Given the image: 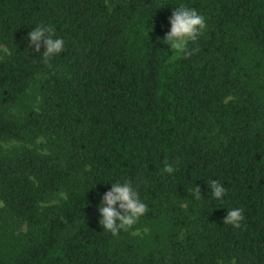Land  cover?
I'll return each instance as SVG.
<instances>
[{
  "label": "trees",
  "instance_id": "trees-1",
  "mask_svg": "<svg viewBox=\"0 0 264 264\" xmlns=\"http://www.w3.org/2000/svg\"><path fill=\"white\" fill-rule=\"evenodd\" d=\"M181 5L190 55L163 41ZM0 47V264H264V0H0ZM125 181L147 212L114 237Z\"/></svg>",
  "mask_w": 264,
  "mask_h": 264
},
{
  "label": "clouds",
  "instance_id": "clouds-1",
  "mask_svg": "<svg viewBox=\"0 0 264 264\" xmlns=\"http://www.w3.org/2000/svg\"><path fill=\"white\" fill-rule=\"evenodd\" d=\"M171 29L166 33L163 41L168 45L172 53H183L190 55L187 46L195 41L206 28V22L202 15L195 9L181 5L176 8L170 17ZM54 29L50 26H37L29 32L27 39L30 41L29 48H34L36 53L41 50L43 43V61L49 67V61L63 51L64 41L62 38H53ZM175 58V57H173ZM164 171L171 173L173 168L166 166ZM208 187L211 189L215 199H221L226 189L218 181H211ZM200 188L195 187L194 195L200 199ZM119 205V210H117ZM101 219L100 226L104 231L110 232L114 237L123 231H128L135 225L141 216L147 212V206L139 199V194L133 188L130 181L124 183H113L111 191L103 196L99 206ZM244 216L241 209H229L223 221L235 229H240ZM119 221V223H117Z\"/></svg>",
  "mask_w": 264,
  "mask_h": 264
},
{
  "label": "rangeland",
  "instance_id": "rangeland-1",
  "mask_svg": "<svg viewBox=\"0 0 264 264\" xmlns=\"http://www.w3.org/2000/svg\"><path fill=\"white\" fill-rule=\"evenodd\" d=\"M6 52L7 51H6L5 47H0V59L4 56V53H6ZM44 143H45V141L40 139L34 144V147H36L39 150H43V144ZM18 146H21V144L16 143V142L9 143V144H4V148L7 149V150L10 149V148H13V147H18ZM30 147L34 148L33 146H30Z\"/></svg>",
  "mask_w": 264,
  "mask_h": 264
}]
</instances>
